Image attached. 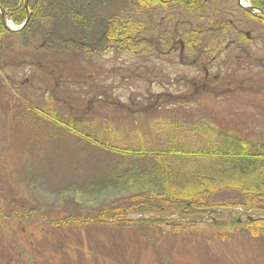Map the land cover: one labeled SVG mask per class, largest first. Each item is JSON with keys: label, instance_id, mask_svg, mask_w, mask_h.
<instances>
[{"label": "rangeland", "instance_id": "1", "mask_svg": "<svg viewBox=\"0 0 264 264\" xmlns=\"http://www.w3.org/2000/svg\"><path fill=\"white\" fill-rule=\"evenodd\" d=\"M114 1L120 0L91 5L105 18L130 14L127 0ZM242 32L251 38L243 57L260 63L242 61L234 82H214L219 74L210 57L201 67L196 54L178 48L163 58L101 48L88 55L42 46L40 35L26 44L22 36H7L0 52V264H264V230L258 237L244 230L246 220L261 214L237 210L239 225L224 218L213 222L219 228L205 216L192 221L177 213L97 217L108 206L129 205L148 188L145 175L156 165L150 156L116 154L101 144L159 149L174 127L201 122L264 145V28L249 25ZM258 37L261 42L252 40ZM77 117L99 143L59 120ZM178 131V144L197 141ZM160 218L166 223H145Z\"/></svg>", "mask_w": 264, "mask_h": 264}, {"label": "trees", "instance_id": "2", "mask_svg": "<svg viewBox=\"0 0 264 264\" xmlns=\"http://www.w3.org/2000/svg\"><path fill=\"white\" fill-rule=\"evenodd\" d=\"M96 1L86 4V0H28L30 17L21 31L7 32L0 17V52L9 35L22 36L23 44L28 43L32 36L40 35L42 45L62 50L74 47L85 50L88 55L101 48L104 54L127 52L136 58L144 55L163 58L178 48L180 53L196 54L201 67L206 66L210 57L209 61L215 64V72L218 70L219 74L218 77L216 74L212 76L214 82L216 79L234 82L232 74L244 65L242 61L247 60L254 65L260 63L253 56L249 59L243 57V46H247L251 38H247L242 29L249 25L264 28V19L240 9L236 0H127L132 12L129 10L130 14L126 13V17L122 18L103 17L94 10L96 4L91 5ZM120 1L114 2L118 4ZM221 1H224L223 9L218 6ZM247 1L253 8L264 11V0ZM0 7L11 24L19 26L24 22V0H0ZM223 10L229 15L226 18L217 17ZM234 11L239 13V17ZM160 13L166 17L160 18ZM139 15L145 16V20L135 18ZM177 17L183 18L177 21ZM96 29L100 30L97 32ZM94 33H97V39H93ZM259 39L252 40L261 42ZM231 50L241 55L232 54ZM231 64L233 69H225ZM9 67L13 66L5 65L4 68ZM226 72L231 74V79ZM84 122L70 118L63 123L71 129V133L96 145L99 142L93 140L91 133L82 127ZM174 129L169 136L171 141L167 140L165 147L159 149L145 146V149L133 152L129 148L100 145L116 154L150 156L156 165L152 173L145 175V186L148 188L133 195L129 205L116 203L102 209L97 217L114 220L132 213H153L161 217L164 213H177L192 218V221L205 216L212 221V225L226 218L238 226L239 213L236 209H241L263 216L244 223V230L258 237L264 230V145L257 146L253 141L226 130L218 134L201 122ZM180 129L184 135L195 136L197 141L190 146L178 144ZM181 142L184 144L183 139ZM183 174L189 175L188 179L180 180ZM161 219H146L145 223L152 222L158 226L166 223ZM220 225L216 226L219 228Z\"/></svg>", "mask_w": 264, "mask_h": 264}, {"label": "water", "instance_id": "3", "mask_svg": "<svg viewBox=\"0 0 264 264\" xmlns=\"http://www.w3.org/2000/svg\"><path fill=\"white\" fill-rule=\"evenodd\" d=\"M237 3H238V6L242 9H244L245 11H248L251 13H259L264 17V11L257 10L255 8L249 6V5H244L243 0H237ZM27 6H28V0H24V7L26 9H27ZM0 15H1V24H2L3 28L8 32H18V31L22 30L26 26V24L28 23V20H29V13L27 12V17H26L24 23L19 27L13 28V27L9 26V24L7 23L5 12L1 8H0Z\"/></svg>", "mask_w": 264, "mask_h": 264}, {"label": "flooded vegetation", "instance_id": "4", "mask_svg": "<svg viewBox=\"0 0 264 264\" xmlns=\"http://www.w3.org/2000/svg\"><path fill=\"white\" fill-rule=\"evenodd\" d=\"M182 48V47H181ZM182 50V49H181ZM41 67V66H40ZM47 73V72H46ZM48 113H50V112H48ZM51 114V113H50Z\"/></svg>", "mask_w": 264, "mask_h": 264}]
</instances>
